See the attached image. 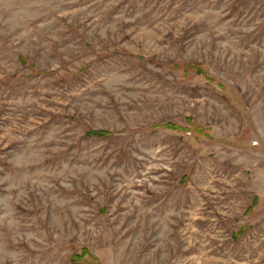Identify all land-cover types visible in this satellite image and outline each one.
<instances>
[{"label":"rangeland","instance_id":"rangeland-1","mask_svg":"<svg viewBox=\"0 0 264 264\" xmlns=\"http://www.w3.org/2000/svg\"><path fill=\"white\" fill-rule=\"evenodd\" d=\"M0 264H264V0H0Z\"/></svg>","mask_w":264,"mask_h":264},{"label":"trees","instance_id":"trees-1","mask_svg":"<svg viewBox=\"0 0 264 264\" xmlns=\"http://www.w3.org/2000/svg\"><path fill=\"white\" fill-rule=\"evenodd\" d=\"M21 62L22 63H27L28 64V61L26 60V59H24V58H21ZM191 65H193V64H191ZM190 64H185L184 66H183V68H184V71L185 72H189V71H195V73L196 74H199V75H202V76H204L205 77V71L200 67V65H198V64H195V65H193V66H191ZM179 65H175V67H178ZM31 67L35 70V72H36V74H44V72L43 71H37V69L36 68H34V66L33 65H31ZM167 127H170L169 125L167 126ZM171 128V127H170ZM172 128L173 129H175V130H179L180 128L179 127H177V126H172ZM88 135H90V136H95V137H106V136H109V133H107V132H95V131H90L89 133H88Z\"/></svg>","mask_w":264,"mask_h":264}]
</instances>
